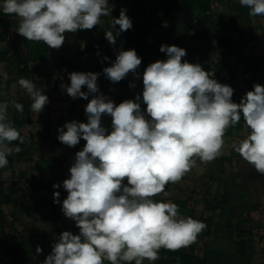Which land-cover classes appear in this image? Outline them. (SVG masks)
<instances>
[{
	"label": "clouds",
	"instance_id": "clouds-1",
	"mask_svg": "<svg viewBox=\"0 0 264 264\" xmlns=\"http://www.w3.org/2000/svg\"><path fill=\"white\" fill-rule=\"evenodd\" d=\"M239 3L249 16L264 17V0ZM0 10L19 18L20 36L52 49L64 44L65 33L91 30L112 12L109 0H3ZM126 12L122 8L119 17H111V27L105 31L112 45L133 27ZM160 52L167 59L145 68L142 97L138 94L135 100L115 104L100 92V73L71 72L70 83H61L69 97L89 101L87 122H66L57 137L69 147L86 141L62 183L67 192L62 212L79 231H63L43 264H143L159 259L161 248L174 251L194 243L207 225L179 215L175 203L154 197L166 196V186L178 183L196 166L197 158L207 163L219 157L226 131L242 117L248 135L234 142L232 149L264 175V85L254 84L236 103L231 86L219 83L200 64L182 60L185 49L162 44ZM141 63L134 49L120 50L111 66L103 68V75L117 83L129 73L138 75ZM0 76L8 79L7 72ZM18 84L30 98L31 110L39 114L49 98L27 78ZM84 87L87 91H82ZM11 103L23 113V104ZM8 110L9 102H0V169L7 167L9 155L21 151L10 147L12 142L25 143ZM103 115L111 117L110 130L102 124ZM59 197L60 192L54 191L53 202L61 203ZM36 252L42 253L39 245Z\"/></svg>",
	"mask_w": 264,
	"mask_h": 264
},
{
	"label": "rangeland",
	"instance_id": "rangeland-1",
	"mask_svg": "<svg viewBox=\"0 0 264 264\" xmlns=\"http://www.w3.org/2000/svg\"><path fill=\"white\" fill-rule=\"evenodd\" d=\"M2 2L3 0H0V4ZM115 6L116 0H109V7L112 8L111 17H117ZM122 8L127 10L126 14L130 18L137 13L135 20L146 27L149 25V20L151 22L156 20L155 24H157L163 22L165 18L164 0H122ZM211 11L217 15L216 30L207 48L214 59L218 58L219 47L228 36L231 37L234 53H252L256 58L264 57V17L249 16V10L242 7L239 0H213ZM179 12L176 15L180 14L182 17L180 30L190 31L198 24V20L194 21V26L191 27L188 19L183 17V11ZM196 14L198 16V13ZM231 16L236 17L231 20ZM111 17H101L100 24L104 27V31L91 30L90 34L105 35V31L111 27ZM3 18L4 14L0 10V50H5L9 56L8 61L0 62V72L8 74L7 80L0 76V102H9V117L16 111L12 101L23 104V113L18 115L23 119L22 131L28 134L32 141L30 159L21 157L19 153H12L10 166L14 170L22 171L24 176L14 179L19 183V187L13 186L12 189L3 187L6 193H11L15 197V201L13 204L0 203V210L7 219V240L28 241L26 252L29 256L33 253L29 258L32 263L35 259L34 254H37V245L50 254L51 245L63 231L73 233L79 231L75 222L65 217L62 212V201L67 196L62 183L69 178V169L75 161V153L83 149L86 141L81 139L75 147H69L61 143L57 137L58 129L66 122L73 120L87 122L85 106L88 100L69 97L66 91H62L60 85L70 83L68 74L71 72L99 73L97 66L104 62L107 47L110 52H116L117 44L109 43L108 46H103L100 49L103 58L100 60L97 59V53L87 58L88 40L78 39L72 33L59 49L49 48L48 53H45L39 42L15 41L12 30H5ZM231 24L236 27L234 31L230 29ZM133 27L136 26L133 24ZM156 31H152L151 38ZM142 36H148L147 29L142 32ZM205 44L206 42L201 41L200 48L205 49ZM146 48L149 64L164 60L163 56L155 60L152 49ZM24 67L33 70L29 80L33 81L37 88L44 90L49 98V102L39 114L34 113L31 107L26 108L25 104L30 98L18 84L19 71ZM144 70L140 65L137 69L138 75L130 82L126 80L128 75L117 83H112L110 80L109 83L106 82V86L110 88L114 97L119 99V103L133 100L134 94L143 91ZM262 73L264 75V63ZM130 84L135 86L130 87ZM238 84H240L238 92L246 94L250 91L241 82L240 76H238ZM82 91H87L86 87L82 88ZM141 108L144 110L146 106L141 103ZM242 124L241 129L235 130L231 136L224 137L225 143L219 157L207 163L197 158L196 166L178 183L166 186V196L160 194L155 197L161 202H171L176 196L188 198L189 206L194 207L195 217H212L213 226L210 235L198 237L194 243L187 246V250L199 255L205 264H217L221 261L231 264L264 263V175L243 161L232 149L234 142L238 143L248 135L249 130L243 122V117ZM110 125L111 117L108 121L109 130ZM52 174L57 176L53 185H61L54 189L60 192L61 201L57 203L60 216L57 220L48 219V216L53 214L51 201L42 203L32 200L28 187L29 181L49 178ZM10 177V171L0 169V181ZM49 196L51 200L53 196ZM179 215L187 218L185 214ZM43 236L47 238L45 239L47 243L43 241L39 243ZM241 241L245 242L242 250ZM3 250L0 248V252ZM43 250L40 255L46 258ZM143 264H158V261L145 260Z\"/></svg>",
	"mask_w": 264,
	"mask_h": 264
},
{
	"label": "trees",
	"instance_id": "trees-1",
	"mask_svg": "<svg viewBox=\"0 0 264 264\" xmlns=\"http://www.w3.org/2000/svg\"><path fill=\"white\" fill-rule=\"evenodd\" d=\"M122 9V0H116L115 12L116 16L119 17L120 10ZM185 9H190L198 13V24L193 27L190 31H182L178 28L174 22H172V11H182ZM163 12L165 18L163 22L157 24L156 20L151 22L152 27H157L156 34L151 40H145L142 38L139 28L133 27L128 31L122 32L116 40L117 51L110 52L107 47V52L105 56L109 60H104L103 63L98 64L97 69L99 70L100 76L98 77L100 81H105L106 84L109 83L108 79L103 75V68L111 66V62L115 61L116 55L120 50H129L134 49L137 55L140 57L142 54V49L148 47L152 49V55L154 59H159L163 56L164 60L167 59L166 53L160 52V46L162 44L167 45H176L180 48L186 50V56L182 60L187 61L193 64H200L205 71L213 72L214 79H216L221 84H226L231 86L234 89V95L232 97L233 101L239 103L242 97L245 94L238 92L240 89V84H238V76H240L241 82L247 89L252 90L254 84L264 85V75L262 73L264 57L256 58L254 54H244V53H234L233 45L230 41L231 37L228 36V39L222 41V45L218 50V58L214 59L209 52L207 46L210 41L214 38L216 30V13L211 11V2L210 0H164ZM4 14V13H3ZM15 15L9 16L4 14L3 24L5 30L11 29L14 34V40L17 42H29L24 37L20 36L16 31V28L19 25V18L14 17ZM222 17V16H220ZM236 17V16H235ZM235 17H230L231 20H234ZM237 18H239L237 16ZM169 20V22H168ZM234 23V22H233ZM167 25L166 27L163 25ZM119 29V26H116V30ZM230 29L234 31L236 27L231 24ZM91 30H96L97 32L102 30L104 27L99 24ZM91 30H77L75 33L76 38L78 39H87V52L86 57H93L94 53H97V59H102L100 49L103 46H108L109 42L105 38V35L102 34H90ZM72 33H65V40L68 39V36ZM201 41L206 42L205 49L200 48L199 43ZM41 43L43 51L48 53L49 47L43 42ZM194 43V45H192ZM225 44V46H224ZM9 60L8 53L5 50H0V62H5ZM140 67V66H139ZM33 73L32 69L27 67L22 68L18 74V80L20 78L29 79V75ZM240 74V75H239ZM135 77L132 73L128 74V82ZM44 92V90H43ZM45 94V93H44ZM141 95L142 92H137L132 96V99L135 100L136 95ZM46 95V94H45ZM114 96V95H113ZM91 98H89L90 100ZM89 102V101H88ZM87 102V103H88ZM31 100H28V103L25 104L26 108H29ZM143 104V103H142ZM146 106V105H145ZM19 112H13L12 116L9 117V120L13 125L20 131L21 136L25 139L24 144H20L19 141H14L10 147H20L21 151L19 155L21 157H27L30 159V146L31 138L22 131L23 119L18 115ZM110 116H102V124L108 128V121ZM242 119L241 122L235 127H230L226 133L225 137L231 136L235 130L242 128ZM12 160V154L8 156V165L6 168L1 169V171H10L11 177L7 180L0 181V203L13 204L15 197L11 193H6L3 190V187L12 189L13 186L19 187V183L15 182V178L24 176V173L19 170H14L10 166ZM57 178L55 174H52L49 178H39L31 180L28 182L29 194L32 200L41 201L42 203H49L51 201L53 214L48 216L50 220L59 219L57 203L53 202V198L50 200V196H53L54 188L53 181ZM155 200L159 201L154 197ZM172 203L178 205L179 214H185L186 217H192L196 220L202 221L207 225L206 229L203 230L198 237L209 236L212 231L213 219L210 216L207 217H195L194 207L189 206V199L183 197H174L171 200ZM13 219L16 220V217L13 216ZM6 217L4 213L0 210V248L4 249L0 253V264H29L26 261H21V252H26L28 241H14L9 242L6 238ZM47 243L46 240H44ZM245 242H240L241 250L244 249ZM43 250V248H42ZM46 254V250H43ZM33 254V253H31ZM159 259H157L158 264H205V261L202 258L194 253H190L187 250V247H181L178 250H167L161 248L159 250ZM24 261V260H23ZM217 264H231L227 261H221ZM264 264V263H261Z\"/></svg>",
	"mask_w": 264,
	"mask_h": 264
},
{
	"label": "crops",
	"instance_id": "crops-1",
	"mask_svg": "<svg viewBox=\"0 0 264 264\" xmlns=\"http://www.w3.org/2000/svg\"><path fill=\"white\" fill-rule=\"evenodd\" d=\"M211 2H213V0H211ZM183 11V14H184V18L185 19H188V21L190 22V26L192 27V26H194L193 25V22L194 21H196L197 22V18H198V16H197V14L194 12V11H192V10H190V9H185V10H182ZM182 11H176V10H174V11H172V22H174L175 23V25L178 27V28H180V27H182V22H181V19H182V17H181V15L180 14H178V15H176V13L177 12H179V13H181ZM135 16H138L137 15V13L134 15L133 14V16H131V21H132V24H134L135 26H137L138 28H139V31H140V34H141V36H142V32L145 30V29H147L148 30V36L147 37H145V36H142V38L143 39H145V40H151L152 38H151V33H152V31L153 30H157V28L156 27H152L151 26V21L149 20V25H148V27H146L145 25H142L141 23H139V21H136L137 19L136 18H134ZM136 19V20H135ZM154 21V20H153ZM151 34V35H150ZM146 50H147V48L146 47H144L143 49H142V54H141V56H140V58H141V60H142V63H141V67H142V69H145L148 65H149V58L147 57V55H146ZM156 60V59H155ZM146 65V66H145ZM7 238V237H6ZM45 239H47V238H45L44 236H43V238H42V240H40L39 241V243L40 242H44V240ZM20 241H22V240H20ZM9 242H14V241H9ZM27 242V241H26ZM1 253V252H0ZM26 253V254H25ZM24 254H23V252H21V261L22 262H27V263H29V264H43V261L45 260V257H44V255H40V254H34V257H35V259H34V261L31 263V261H30V256L32 255H30L29 256V254H28V252H25ZM47 255H48V253H47ZM32 257V256H31ZM24 260V261H23ZM30 261V262H29Z\"/></svg>",
	"mask_w": 264,
	"mask_h": 264
},
{
	"label": "built area",
	"instance_id": "built-area-1",
	"mask_svg": "<svg viewBox=\"0 0 264 264\" xmlns=\"http://www.w3.org/2000/svg\"><path fill=\"white\" fill-rule=\"evenodd\" d=\"M97 83H98L100 92H102L104 95L111 98L115 102V104L119 103V99L117 97L113 96V93L111 92L110 88L108 86H106V84L104 82H101L100 79L98 78ZM89 98H92L91 95L89 96ZM74 234H78V232H75ZM105 264H108V262L105 261Z\"/></svg>",
	"mask_w": 264,
	"mask_h": 264
}]
</instances>
